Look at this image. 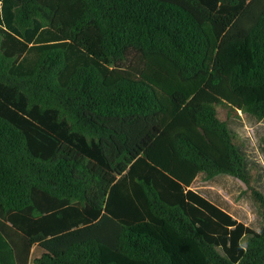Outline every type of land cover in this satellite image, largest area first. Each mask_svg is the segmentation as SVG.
Segmentation results:
<instances>
[{"label":"trees","instance_id":"obj_1","mask_svg":"<svg viewBox=\"0 0 264 264\" xmlns=\"http://www.w3.org/2000/svg\"><path fill=\"white\" fill-rule=\"evenodd\" d=\"M11 24L0 264H264L229 129L264 120V0H19ZM200 173L241 180L260 231L190 189Z\"/></svg>","mask_w":264,"mask_h":264},{"label":"crops","instance_id":"obj_2","mask_svg":"<svg viewBox=\"0 0 264 264\" xmlns=\"http://www.w3.org/2000/svg\"><path fill=\"white\" fill-rule=\"evenodd\" d=\"M18 2L19 0H0V31L3 30L10 32L12 30L11 18ZM15 38L16 39H12L13 41L11 46L18 43L23 47L22 40L18 37ZM31 45L32 44H29V46ZM246 116L248 115L242 116L241 123H231L229 127L231 125L237 127V131L242 134V140L245 143V146L241 149V152L245 156V160L250 161V170H252L254 166L256 167V165H259L264 173V150L262 151L263 147L260 148L259 144L260 138L264 136V130L262 129V127H264V120L257 121L254 117ZM260 129H262L260 132L261 134H256V130ZM252 142L256 144L255 148H251L250 143ZM247 145H249L250 150L254 149L247 153L249 156L246 154L245 150ZM252 156L257 157L254 159ZM190 189L199 193L213 204L230 214L238 222H242L257 232L260 231V221L258 220V216L256 215L257 213L256 210H254L255 208L252 202L251 204L254 209H251L250 218H246L242 214L240 204L248 196L245 195L238 200V196L246 189L245 184L241 180L229 175H218L208 180L204 173H200L192 183Z\"/></svg>","mask_w":264,"mask_h":264},{"label":"rangeland","instance_id":"obj_3","mask_svg":"<svg viewBox=\"0 0 264 264\" xmlns=\"http://www.w3.org/2000/svg\"><path fill=\"white\" fill-rule=\"evenodd\" d=\"M62 48H63V50H64L65 53H66V57L69 58V57H70V54H69V52H66L67 49L64 48V47H62ZM84 62H85V61H84ZM86 64H91V63L88 61V62H86ZM13 74H14L15 76H17V77H26V76L31 75L30 72H25V71H21V70H14V71H13ZM243 116H245V115H243ZM246 117H252V116L248 115V116H246ZM229 129H230V131H231L234 135L239 136V137H241V139H242V134L239 133V131H237V130H238L237 127H234L233 125H231V126L229 127ZM262 129L264 130V127H262ZM262 129H260V130H256V134L260 133V132L262 131ZM260 134H261V133H260ZM263 139H264V136H262V137L260 138V141H259L260 148L263 147V148H262V151L264 150ZM250 145H251V148H255V147H256V144H255L254 142L250 143ZM244 146H245V143H244ZM245 150H246V154H247L248 152H251V150H254V149H251V150H250L249 145H247V146L245 147ZM262 151H261V152H262ZM254 153H255V152H254ZM259 154H260V153H259ZM247 155H248V154H247ZM251 155H252V154H251ZM248 156H249V155H248ZM252 157H253L254 159H256L257 156H252ZM252 169H254V170L257 172L256 187L259 188L262 192H264V173L262 172L261 167H260L259 165H256V167L254 166ZM244 171H245L246 174H249V173L252 171V170H250V161H246V160H245ZM245 195H247V194H245V193L242 192V193L238 196V200H239L241 197L245 196ZM247 196H248V195H247ZM240 207H241L242 214H243L246 218H250V216H251L250 213H251V209L253 208V206H252V204H251V201H250V199H249V196L246 197V199H244V200L241 202ZM253 209H254V208H253ZM254 210H255V209H254ZM256 215H257V214H256ZM257 216H258V215H257ZM258 220L260 221V228H261V219H260L259 216H258ZM253 227L256 228L255 226H253ZM219 250H220V252H222L221 249H219ZM41 253H42V251H41L38 247H34V248H33V251H32V256H31V262H30V264H36V263L34 262V259L38 258V256L41 255Z\"/></svg>","mask_w":264,"mask_h":264}]
</instances>
